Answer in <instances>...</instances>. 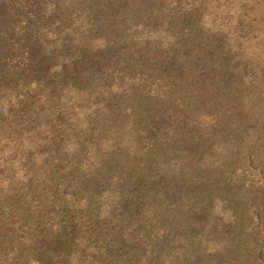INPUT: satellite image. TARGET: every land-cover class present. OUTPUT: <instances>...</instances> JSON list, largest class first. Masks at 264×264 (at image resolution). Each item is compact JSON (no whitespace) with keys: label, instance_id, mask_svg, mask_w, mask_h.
<instances>
[{"label":"rangeland","instance_id":"1","mask_svg":"<svg viewBox=\"0 0 264 264\" xmlns=\"http://www.w3.org/2000/svg\"><path fill=\"white\" fill-rule=\"evenodd\" d=\"M202 10L205 21L200 27L205 26L219 56L215 69L219 73L223 64L229 70L216 74L210 88L201 91V83L185 81L176 64L145 83L162 100V106L154 109L161 110L157 116L142 119L132 106V92L146 78L141 70L137 82L130 81L132 73L125 74L116 93L119 97L124 88L131 91L108 108L107 98L96 95L91 100L64 96L45 109L37 103L30 107V112L45 110L38 115L41 130L48 125L60 134L52 133L54 140L32 142L33 164L27 178L22 162H13L8 175L0 172L2 196L9 198L7 189L19 194L25 190L30 199L63 178L59 183L76 187L79 201L92 198L88 212H107L111 220L108 206L116 199L120 206H128L124 221L115 227L132 230L125 232L120 254L111 260L105 248L88 247L85 258L72 250L66 262L73 264L79 258L80 264H264V0H206ZM158 34L170 49L167 34ZM151 43L140 39L138 46L153 48ZM5 108L9 117L0 121V135L14 126L12 113L22 110V106L10 110V104ZM182 130H188L189 137L179 140ZM76 149L79 152L71 157ZM10 157L7 153L4 162ZM247 158L253 160L252 167ZM72 161L80 167L71 171ZM197 162H201L198 171ZM141 168L153 171L157 179L152 184L155 191L136 196L146 209L134 215L128 173ZM222 170H231V186L236 188L220 183ZM212 172L217 178L197 191L193 186ZM229 196L237 203H229ZM248 210L253 212L246 214ZM130 244L138 250L133 253ZM31 245V240L22 242L20 249Z\"/></svg>","mask_w":264,"mask_h":264},{"label":"trees","instance_id":"2","mask_svg":"<svg viewBox=\"0 0 264 264\" xmlns=\"http://www.w3.org/2000/svg\"><path fill=\"white\" fill-rule=\"evenodd\" d=\"M205 3L206 0H0V121L9 117L5 113L7 105L10 110L22 106L11 115L14 126H8L0 135V172L8 175L13 162H22L27 178L33 164L32 142L48 137L54 140L52 133L60 134V130L48 129V125L41 130L39 121L43 120L38 115L45 110L30 112L34 103L45 109L58 104L64 96L67 100H91L96 95L107 98L108 108L114 100L125 98V91L130 93V88H124L118 97L115 90L125 74L132 73L130 81L137 82L141 70L146 78L132 92L131 103L145 119L157 116L161 110L154 109L162 106L160 96L145 83L161 76L165 68L171 70L180 64L183 79L201 83V91L214 84L216 74H229L226 65L221 64L219 73L215 69L220 64L219 56L205 26L200 27L205 21ZM158 33L167 34L170 49L161 43ZM149 35L154 39H148ZM139 38L141 42H152L154 47L138 46ZM179 137H189L188 130H182ZM62 152L68 154L67 150ZM75 152L79 149L71 157ZM7 153L12 157L4 162ZM247 160L252 167L253 160ZM79 167V162L72 161L71 171ZM198 170L201 162H197ZM216 173L206 174L200 178L205 181L193 187L200 191L205 182L217 178ZM230 175L231 170H222L220 183L236 188L231 186ZM128 177L135 196L131 198L135 204L129 207L139 215L146 208L136 201V196L155 191L152 184L157 175L141 168L128 173ZM62 180L56 178L51 190L40 189V194L30 199L24 195L25 190L19 194V190L7 189L5 192H11L9 198L0 193V264H71L65 259L72 256V250L79 252L82 260L88 247L105 248L111 260L120 254L122 242L127 239L125 232L132 230L120 227L118 231L115 227L124 221L128 206H120L116 199L108 206L111 220L107 212H88L92 198L79 201L77 188L68 189L59 183ZM69 183L73 185L72 180ZM118 187L124 186L118 183ZM4 188L1 183L0 190L4 192ZM24 198L27 202L22 205ZM228 199L231 204L237 203L232 196ZM252 212L248 210L246 214ZM28 240L32 241L30 249L21 250L20 244ZM130 245L133 253L138 250L136 244ZM79 258L73 264H80Z\"/></svg>","mask_w":264,"mask_h":264}]
</instances>
